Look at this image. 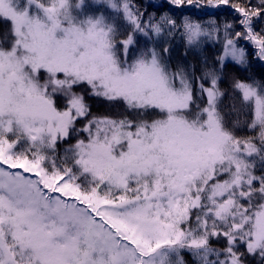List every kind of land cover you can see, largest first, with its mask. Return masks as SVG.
Returning a JSON list of instances; mask_svg holds the SVG:
<instances>
[{
  "label": "snow or ice",
  "instance_id": "6c2138e0",
  "mask_svg": "<svg viewBox=\"0 0 264 264\" xmlns=\"http://www.w3.org/2000/svg\"><path fill=\"white\" fill-rule=\"evenodd\" d=\"M264 0H0V264H264Z\"/></svg>",
  "mask_w": 264,
  "mask_h": 264
},
{
  "label": "trees",
  "instance_id": "16d2710c",
  "mask_svg": "<svg viewBox=\"0 0 264 264\" xmlns=\"http://www.w3.org/2000/svg\"><path fill=\"white\" fill-rule=\"evenodd\" d=\"M257 72L264 73V68L257 66Z\"/></svg>",
  "mask_w": 264,
  "mask_h": 264
}]
</instances>
